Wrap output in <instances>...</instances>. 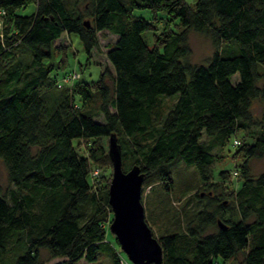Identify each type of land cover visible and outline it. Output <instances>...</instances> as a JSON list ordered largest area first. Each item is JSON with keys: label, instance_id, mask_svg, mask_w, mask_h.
Wrapping results in <instances>:
<instances>
[{"label": "trees", "instance_id": "obj_1", "mask_svg": "<svg viewBox=\"0 0 264 264\" xmlns=\"http://www.w3.org/2000/svg\"><path fill=\"white\" fill-rule=\"evenodd\" d=\"M31 3L33 12H19ZM0 23V160L10 183L0 194V264H46L41 248L63 257L51 264H100L101 252L119 264L106 238L112 162L99 142L112 133L122 168L131 154L142 188L158 181L150 196L159 202L171 195L174 162L211 192L206 203L195 193L201 206L177 213L168 232L151 229L162 264H264V172L249 165L264 157V112H251L252 100L264 102V0H0ZM103 30L115 36L110 66L91 82L76 68L65 83L70 46L55 40L77 34L89 59ZM189 31L211 40L207 62H191ZM55 55L54 68L46 62ZM239 131L234 189L229 170L212 181L213 150Z\"/></svg>", "mask_w": 264, "mask_h": 264}, {"label": "rangeland", "instance_id": "obj_2", "mask_svg": "<svg viewBox=\"0 0 264 264\" xmlns=\"http://www.w3.org/2000/svg\"><path fill=\"white\" fill-rule=\"evenodd\" d=\"M184 1L191 5L195 2V0ZM34 9L35 6L33 3H31L24 10L22 9L19 12L22 14H30L34 11ZM135 13L144 17L145 15L149 14V10H136ZM143 36L146 42L148 44H151V33H145ZM114 41L115 36L108 31L103 30L97 32V46L92 50L91 58L89 59L77 34H62L61 38L55 40L54 45L70 46L68 52L66 53L68 65L66 67V70L64 71H73L77 68L81 73L80 80L91 82L98 79L103 67L110 66L106 58V52L114 43ZM188 41L191 48V62L197 64L207 62L214 51V47L209 37L202 33L189 31ZM55 56L56 57L51 61L46 62L47 64L52 65L54 68L57 67V60L59 58V55ZM57 71L62 72V70L56 69L52 72V74L61 75V73H57ZM173 97L176 98V96ZM172 102V98H164V103L166 105H171ZM251 112L255 119H260L264 112V102L259 99L252 100ZM96 120L103 121L102 117H97ZM245 134L246 133L244 131H239L235 134H232L229 138V144L227 146H225L221 150H213V153L219 157V160L216 161L212 166L213 182L220 181L219 178L215 176L217 171L226 169L229 170L230 174V179L226 180L227 186L234 189H237L239 187L238 176H235L234 173L236 170V165L242 161V158L240 156L233 157L232 153L236 147L232 146L231 143L234 138L238 139L239 141L246 138ZM205 138L206 135L203 134L202 139ZM99 142L107 151L109 142L108 136L100 138ZM132 164L133 159L131 154H125L123 156V168L128 169ZM249 165L252 175L257 176L258 174L264 172V157L251 159L249 161ZM168 169H170L172 173L173 187L171 190V195L169 196L166 203L159 202L154 195L150 196V191H152L153 189L157 191L159 188L158 181H153L152 176V182H150L148 186H144L141 193V202L144 206L145 220L157 238L158 235L166 233L171 230V228H173L177 213L189 216L194 210L201 206V204L195 198V193H200V196L203 198L204 203L207 202L205 197L211 194L208 188L199 181L197 173L193 168L185 167L180 162H174L170 166H168ZM106 174L109 175V178L111 179L112 167L106 169ZM8 187H10V183L7 179L6 168L0 160V194L3 193ZM111 220L112 214L108 217V225L110 224ZM209 231H212V229H209ZM106 238L108 241H110L111 245L116 249V251L125 256V258L129 261L127 255L120 250L115 235L108 233L106 235ZM39 253L40 258L46 264H51L63 259V257L50 256L45 248H41ZM241 259V254H239L236 258V261H241ZM97 262H99L100 264H111L110 259L103 252L98 254ZM77 264L88 263H86L84 260H80ZM216 264L221 263L216 262Z\"/></svg>", "mask_w": 264, "mask_h": 264}, {"label": "water", "instance_id": "obj_3", "mask_svg": "<svg viewBox=\"0 0 264 264\" xmlns=\"http://www.w3.org/2000/svg\"><path fill=\"white\" fill-rule=\"evenodd\" d=\"M108 154L112 162L108 202L113 213L109 230L132 264H162L161 245L145 220L141 202L144 173L138 165L123 170L121 147L113 133L109 136ZM218 225L223 227L220 221Z\"/></svg>", "mask_w": 264, "mask_h": 264}, {"label": "built area", "instance_id": "obj_4", "mask_svg": "<svg viewBox=\"0 0 264 264\" xmlns=\"http://www.w3.org/2000/svg\"><path fill=\"white\" fill-rule=\"evenodd\" d=\"M0 26H1V23H0ZM78 77H79L78 73L75 70H73L70 76H67L64 78V82L70 83L76 80ZM234 144H239V141L235 140ZM119 264H131V263L125 258V256L119 255Z\"/></svg>", "mask_w": 264, "mask_h": 264}]
</instances>
